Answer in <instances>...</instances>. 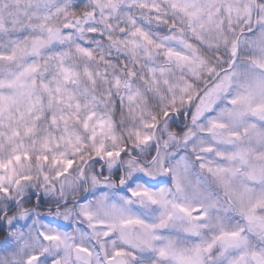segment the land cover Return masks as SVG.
<instances>
[{
  "label": "clouds",
  "instance_id": "9594fccd",
  "mask_svg": "<svg viewBox=\"0 0 264 264\" xmlns=\"http://www.w3.org/2000/svg\"><path fill=\"white\" fill-rule=\"evenodd\" d=\"M233 153L264 164V0H0V264H175L221 228L204 264H261Z\"/></svg>",
  "mask_w": 264,
  "mask_h": 264
},
{
  "label": "snow or ice",
  "instance_id": "6c2138e0",
  "mask_svg": "<svg viewBox=\"0 0 264 264\" xmlns=\"http://www.w3.org/2000/svg\"><path fill=\"white\" fill-rule=\"evenodd\" d=\"M235 103V101H233ZM260 108L254 109L259 111ZM235 136L236 133H231ZM229 159L239 160L243 165L242 169H220L221 173L233 172V174L241 173L246 177L249 183L242 184V191L237 192V198L242 204L247 203L246 210L243 211L245 221L248 223L250 230L255 229L258 231H264V217L257 214V209L264 208V189L260 191L254 190L250 185L251 183H264V164H252L248 160L247 156L242 153H233L229 155ZM151 198V197H149ZM180 211L185 215L191 216L196 221H202L206 219L207 212L201 208H193L191 210L181 207ZM128 223H140L139 220L128 221ZM200 228V224H193L191 226L192 232H197ZM242 229H224L221 228L210 241L203 244H196L191 249L176 248L171 241L166 246H162L158 251L160 256H166L169 251L174 258L175 264H204L203 253L211 252L217 245H220L225 251L232 249H238L244 242L242 240ZM118 251L116 255H120ZM253 255H259L253 253ZM244 254L238 253L234 255L228 264H243ZM261 264H264V259L261 260Z\"/></svg>",
  "mask_w": 264,
  "mask_h": 264
}]
</instances>
